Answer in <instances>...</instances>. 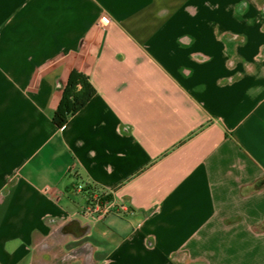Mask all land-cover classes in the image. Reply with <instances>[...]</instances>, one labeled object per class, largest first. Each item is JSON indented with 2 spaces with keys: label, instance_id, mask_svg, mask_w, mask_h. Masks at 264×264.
I'll list each match as a JSON object with an SVG mask.
<instances>
[{
  "label": "crops",
  "instance_id": "obj_1",
  "mask_svg": "<svg viewBox=\"0 0 264 264\" xmlns=\"http://www.w3.org/2000/svg\"><path fill=\"white\" fill-rule=\"evenodd\" d=\"M0 264H264V0H0Z\"/></svg>",
  "mask_w": 264,
  "mask_h": 264
},
{
  "label": "trees",
  "instance_id": "obj_2",
  "mask_svg": "<svg viewBox=\"0 0 264 264\" xmlns=\"http://www.w3.org/2000/svg\"><path fill=\"white\" fill-rule=\"evenodd\" d=\"M92 95L93 89L87 78L77 71H72L59 106L53 113L54 123L59 127L64 125L68 116L78 111Z\"/></svg>",
  "mask_w": 264,
  "mask_h": 264
},
{
  "label": "built area",
  "instance_id": "obj_3",
  "mask_svg": "<svg viewBox=\"0 0 264 264\" xmlns=\"http://www.w3.org/2000/svg\"><path fill=\"white\" fill-rule=\"evenodd\" d=\"M110 19L106 15H102L98 19V24L107 26ZM129 211V207L123 204H117L109 198V194L105 192L92 193L87 198V203L82 209V215L90 220L98 221L111 212L124 214Z\"/></svg>",
  "mask_w": 264,
  "mask_h": 264
}]
</instances>
